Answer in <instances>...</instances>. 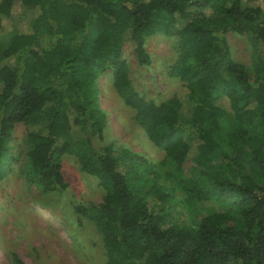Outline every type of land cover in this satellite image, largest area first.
I'll use <instances>...</instances> for the list:
<instances>
[{"label":"trees","instance_id":"obj_1","mask_svg":"<svg viewBox=\"0 0 264 264\" xmlns=\"http://www.w3.org/2000/svg\"><path fill=\"white\" fill-rule=\"evenodd\" d=\"M24 13L25 29L0 49V179L15 159L9 128L22 122L29 182L63 190L60 158L70 154L105 189L90 212L73 207L101 235L104 264H264V0H0V29ZM228 31L245 34L250 67L231 58ZM155 33L176 36L168 74L183 82L159 103L134 90L120 58L130 40L137 62L149 64L144 41ZM106 68L163 152L154 171L128 149L94 143ZM176 196L188 210L221 204L176 222L162 208Z\"/></svg>","mask_w":264,"mask_h":264},{"label":"rangeland","instance_id":"obj_2","mask_svg":"<svg viewBox=\"0 0 264 264\" xmlns=\"http://www.w3.org/2000/svg\"><path fill=\"white\" fill-rule=\"evenodd\" d=\"M14 10V16L22 10L18 2ZM29 14L24 13L26 16L21 19L3 23L0 49L7 46L15 28L25 29ZM225 36L233 61L250 67L251 48L245 34L228 31ZM175 40V35L164 33L148 36L144 41V49L150 59L147 65L137 62L132 41L122 43L120 58L127 64L132 87L147 101L162 102L182 88L183 82L168 74L176 56ZM5 61L14 64L13 60ZM97 87V102L105 114V123L101 137L94 139L95 145L112 143L114 147L128 149L142 157L149 163V170L154 171L155 165L163 158V152L152 145L136 124L133 110L115 92L109 68L99 72ZM9 133L15 159L11 161L7 174L0 179V264H12V253L24 264H104L101 235L92 222L78 215L73 207L80 205L90 212L92 205L100 203L105 189L99 186L96 178L79 169L73 155L64 154L60 158V166L66 187L63 190H41L26 179L25 125L13 123ZM192 163L186 160L183 172L191 169ZM178 199L176 196L162 207L176 222L192 223L202 216L204 210H216L221 204L205 201L197 204L199 211L188 210ZM148 201L150 204L153 200ZM159 204L156 202V208Z\"/></svg>","mask_w":264,"mask_h":264}]
</instances>
